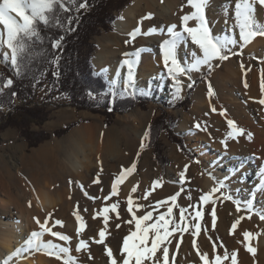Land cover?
Masks as SVG:
<instances>
[{
	"label": "rangeland",
	"instance_id": "obj_1",
	"mask_svg": "<svg viewBox=\"0 0 264 264\" xmlns=\"http://www.w3.org/2000/svg\"><path fill=\"white\" fill-rule=\"evenodd\" d=\"M135 1L136 0H131V2L126 8L133 5ZM221 1L222 2L229 1L230 3L231 2L234 3V0H221ZM124 10L122 11V13L119 14V18L117 20H121L123 18L122 14ZM214 15L215 14L212 12L209 14L210 19L212 20L213 23V27L211 28L213 29L214 34L218 35L217 30L219 29V26H217L216 22L213 20ZM113 27H114V31L107 33L104 32L101 36H97L94 39V42L98 46L94 54V58L100 48L101 42L111 43L116 39L127 41L126 40L127 37L125 35H122L121 33L115 30V23ZM257 38L260 41L261 39H264V37L262 36H257L252 40L251 43H249L250 45L248 44L243 47H241V44L238 43L235 46V48H233V51L242 54L233 55L226 61H220L219 63L214 64L210 76L205 78V80H203V82H201L196 88V90L193 92L191 97V105L188 110L185 107L179 108L178 105L184 99H186L188 95L189 87L185 91L183 89L181 93V98L179 99L174 98L173 88H168L166 92L158 84L151 88L146 86L144 87L143 85L140 84L139 81L140 71H141L140 68H137L135 80L138 88L144 90L147 93H150L148 95H143L144 97L150 99V101L147 104V108L143 109L140 106H138L130 112L118 113L115 115L111 126L105 125V120H106L105 116L101 114L93 113L89 110H78L76 107H74L71 104L70 100L66 96L55 95L53 97V95H51L50 86L46 83L43 87L38 89V95L36 97V100L29 107L30 108L37 107L38 109L45 110L46 112H49V116L47 120L43 122L41 125L38 123L31 122L29 125V130L33 135L32 138L34 139V141H37L39 138H41L42 134L44 135L50 134L52 135V137L48 140L41 142L37 147H30L26 137H24L22 133V129L14 125H11L9 123V119L7 117L11 112L8 108H5L3 110V116L0 119V204L2 202L12 203L13 201L15 205L21 206L30 214L32 212H34L33 214H36L38 211H41L44 215V212L45 213L48 212L46 208L49 206L51 200L48 201L47 200L48 197L45 198L46 200V204H45V200H43V203L42 201L39 202V200L36 198L38 196L33 195L34 192H36V190H34L35 187H33L35 186L34 178H38L40 184L51 183V187L53 188V192H52L53 195H50V198L52 199V202H55V204L58 201L59 202L61 201L60 197H57L58 192H61L65 188L67 189L71 187L77 190H81L80 187L83 184H84L83 186H87V185L93 186L94 191L92 193L98 195L95 203L96 205L94 204L95 206H99L101 208H103V206L110 207L111 204L118 202L119 203L118 212L119 214L120 213L124 214V216L121 217L122 219L119 220L117 219L114 220L113 222L111 221L110 218L113 215L116 216V213L110 212L108 214L110 218L107 225H104L103 219H100L95 224L92 223L91 221H89L90 223H88V221L87 222L84 221L86 225V230L82 239L88 242V247L82 252L85 258V262L87 261L86 264H90L91 262L95 263V261L99 257H103L107 262H109V258L106 254V247L112 248L113 254L118 255V252L117 254H115V249L113 247L114 242L116 248L118 249L121 240L124 239V237L129 234L130 229L132 230L134 226L125 223L126 220L131 218L130 214L126 210L127 209L126 201L128 200L127 196H126L127 200H121L120 197H116V195L112 196L110 199L107 200L105 199V197H108L111 192V186L114 182L115 177L121 173L123 166L125 164L124 163L125 161L122 158L124 157L125 154L122 155V157H120L119 154L114 157L111 153H115V152H111V150H108L107 144L111 143V138H113L112 140H114V142L117 141V145L119 144L118 145L119 149L120 147H122V149L124 148L126 151L123 153L127 154L129 151L127 150L128 149L127 144H129L130 142H134L133 146L135 145L134 149L136 148V151L132 152L135 153L133 160L138 158V162L135 169V175L133 177V179L135 180V184L132 185L131 189H133V187H136L137 190L135 192L131 191V193H132V198L135 200L134 204L144 205L145 209L143 208V210L145 212L152 211V207H150V205H155L157 201L167 200V198L171 197L172 195H175L178 192L180 193L177 199L178 206L187 208L189 205L196 204L202 195L208 193L206 189V182L208 178H210L208 172L209 171L212 172V168H215L214 171L217 170L218 172L219 171L222 172L223 170H225L226 173L227 171H229L228 168L224 169V166L222 169H218L222 167V165L220 166L219 164L220 163L219 159H217L218 157H220L221 154L220 151H213L211 149L207 150L205 149L206 144L202 142L205 141L207 142V144H212L214 146H217L219 150H224V152L226 153L229 152L243 153L244 150L247 148L243 142L242 139L243 136L239 137L235 141L228 140L227 150L223 148L224 146L221 143V141L225 140L223 139V136L229 133L227 122L221 124L217 120L214 119L212 120L208 118L209 114H207L206 111H202L201 114L197 113L196 110L197 96L199 94L201 95L203 93H206L208 100L212 102V104L215 105L217 109L220 108L219 110L221 111L226 110L225 115L228 117V119H232L233 121H235L238 127L243 128L245 130L246 134L251 133L252 136L255 135L257 131L256 129L253 128L254 126L257 128V130L260 129L263 130L262 128L264 126V105L259 104L258 101L264 98V91L261 92L259 91L256 93L252 90H248L244 88V86H239L236 88V93L238 94V96L235 97V95L231 94L230 89L227 86L229 84L228 82L229 79L224 80L221 77L222 72L225 71L226 66H229L231 64L235 66L236 68L235 72L238 73L239 76L246 77L251 73L252 74L263 73L264 43L257 46L256 49L257 52L247 51L248 50L247 47L248 48L249 46L252 47L253 42L258 41ZM130 48L132 50L136 48V45L130 46ZM5 52H9V50L6 47L0 48V69H2L3 65H6L12 68L13 73H16L14 67L10 63V52L8 57H5L3 55V53ZM94 58L92 60L93 63H94ZM233 61L236 62L237 64L234 63ZM241 61L244 64V69L241 68ZM94 66L96 71L105 70L107 80L111 83V86L108 88V92L111 93L115 92L116 95L114 98H118L120 96H127L126 94H122L123 81H124L123 79H117L119 83L113 86L112 84L113 81H111L109 77L108 70L106 68L99 69L95 63ZM207 71L208 68L201 70V73L197 77H193L191 73V82L206 76ZM209 82L211 83L215 93V95L211 98H209L208 96ZM116 87H118L119 90H117ZM157 91H159V94H157ZM163 94L168 95V97L164 96ZM92 97L95 98L96 95L92 94ZM17 104L20 103L17 102ZM164 110L167 111L171 116H173L174 119L177 120V127L175 128V132L181 135L183 138H185L187 146L195 155V160H192L185 152H183L180 149V147L177 144L173 143L170 140L168 134L164 133L161 142L164 146V155L166 158L170 160L169 165H167L165 169L159 164V162L155 158L153 149L148 148L149 139L148 138L145 139L146 135L147 137H149V129L151 124L159 115H161L162 111ZM15 115L17 116V113H15ZM242 118L243 119L248 118L250 120L249 126H247L245 122L242 121L243 120ZM183 119L189 121L190 123L189 125L192 127V129H190L188 134L181 133L178 130L180 122ZM197 123L201 125L200 129H197L195 127ZM72 124L74 125V127L66 135L62 137H56L54 135L56 131L63 130ZM2 126H5V128L1 129ZM83 127H88L95 130V136L91 141L92 144H90L91 149L90 148L88 149L87 142H81L80 140L76 142L75 147L73 149H70L69 140L73 137L77 129ZM136 130L142 133L140 144H138L139 143L138 139H136L134 133V131ZM108 135L110 136L109 137L110 140L108 138ZM245 137L247 138V135H245ZM196 139L197 141H195ZM142 144L143 147H141ZM250 148L252 153H254L255 157H252L254 164L253 165L250 164L249 166L258 172H260L261 170L264 171V154L257 155L258 152L255 149V147L251 146ZM246 150H248V148ZM81 151H85L87 153H81ZM70 153H73L74 156L78 155L77 157H79L80 160L84 161V163L82 164L84 166L82 171H79L78 173L75 172L72 166L65 162L69 157L68 155H70ZM117 153H119V150ZM85 157H87V160H84ZM197 161H199V163ZM230 162L231 160H227L224 163L229 165ZM240 164L243 165L244 164L243 161L235 165H240ZM186 165L188 166V168L187 171L185 172L184 182L183 184H181L180 173L184 171ZM217 165L219 166L217 167ZM241 165L239 168H236L234 173L232 172L230 174V179L233 178L236 179V181H234L236 183H238L237 181L238 176L240 177L242 175L245 176V174H243V171L245 169H242ZM230 170L233 171V168H231ZM76 174L79 176H75ZM84 174L86 177L84 176ZM213 175H215L217 179H219L218 175H216L215 173H213ZM81 176L86 178L84 182L83 180H81ZM235 176L237 178H235ZM249 177L250 178L248 179L252 182L251 176ZM97 179L99 180V182H94ZM133 179H131L130 176L128 175L124 181L130 182ZM157 180L160 181V186L158 189H157L158 186L155 189H153L152 187L153 182ZM228 183L235 196H237L240 200L248 199L242 197L241 194H238L237 193L238 191L234 189V186L229 181ZM258 184H260L258 187L262 188V192L260 193L258 191L256 192L252 191L253 193H255L254 201L259 197L260 198L264 197V180ZM121 188L122 187L119 185L118 194ZM247 190H249L250 192L252 188L251 189L249 188ZM23 192L26 194H23ZM146 193H150L148 195V198L146 199L147 202L144 199V195ZM22 194L24 196H21ZM189 196L191 197V199L188 198ZM209 200L210 201L215 200L216 203L212 204L211 202H209L208 204L203 206V217L202 220L200 221L201 231L199 234L202 235L207 240V242L211 245V247H213V242H215L217 253H219L220 255L223 254L226 248L229 254H231L232 252L230 251L225 240L227 234L230 235L232 233H238L242 235L241 239L244 241L243 233L249 231L250 233L253 234L251 237L252 240L250 238L249 241H247L246 243H248V245L250 244V246L252 247L255 248L257 247L256 248L257 252H259V248H258L260 246L259 240L261 241V238L259 237L261 235L264 236V228L253 226L250 223V220H248L249 215L251 216V218H253V216L256 215L255 212L248 213L246 210L243 209V205H242V210L239 212L242 213L244 217L243 219L240 218V220H242L241 223L239 224L240 227L237 226L236 230L231 233L230 232L231 226L233 223H235L232 221V219L235 210H237L236 205L233 204L230 200H224L219 192L216 199L215 198L210 199L209 197ZM68 201L69 200H67L66 203ZM86 201L87 200L84 199L80 201L81 204L80 213L84 214L85 217L86 215L89 217V215H91L92 213V209H91L92 207L91 206L89 207L88 204H86L87 203ZM30 203L31 206H29ZM170 203L171 202L169 201V204ZM84 205L86 206L84 207ZM167 206L162 210L159 209L158 212L159 211L166 212ZM253 206L255 208L256 205L253 204ZM213 208L215 209L216 212V224L214 229L212 226V216L210 214ZM85 209H87V211H85ZM173 211L175 218L178 219L179 207L174 206ZM145 212H143L142 214H139V212H137V215L142 216L145 214ZM158 212L157 213L154 212V216L159 215L160 212L159 213ZM65 214H62L61 211L60 212L57 211L54 217L56 218V220L52 219L53 221L52 220L49 221L47 226L50 227L49 225L50 223L51 224L50 228H52L55 221H62V222L65 221L63 223V228L60 227L59 225H56L55 226L56 229L54 227L53 229H55V231L58 232H61L66 229L70 231V233H73L74 231V233L76 234L78 232L79 222L76 220L75 210L69 209L68 212ZM0 215H1V209H0ZM221 220L225 221L224 232L220 230V228L218 227V224ZM51 222H53V224ZM117 225H120L119 228H117ZM66 227L69 229H67ZM101 230H104L106 232L105 241L102 244L95 242V240L99 239L98 233ZM64 234L69 236L68 233H64ZM184 234L185 233L181 234L177 232L172 238H170L171 239V244L169 245L170 264L172 260V254L174 252L176 254L178 253L176 249L177 243L179 242V248L181 245H183ZM48 235L51 236L50 234ZM196 241L198 242V236L196 237ZM71 243H73V241H71ZM221 243L224 245L223 248L220 247ZM94 249H97V255L91 256L92 250ZM40 253L44 255L43 257L55 258L53 256L48 255L46 251H37L36 255L41 256ZM157 255H160V253H157ZM89 256H91V259L89 258ZM186 260H182V259L180 260V258H178V254L175 256V264H187L189 259ZM78 263L79 262H77V264ZM253 264H257V263L255 262Z\"/></svg>",
	"mask_w": 264,
	"mask_h": 264
},
{
	"label": "snow or ice",
	"instance_id": "obj_2",
	"mask_svg": "<svg viewBox=\"0 0 264 264\" xmlns=\"http://www.w3.org/2000/svg\"><path fill=\"white\" fill-rule=\"evenodd\" d=\"M77 0H0V48L6 47L10 52V63L14 67L17 75L20 74V68L23 62L31 57L34 52L32 50V45L35 43H42L43 37L40 35L39 26H58L64 27L59 19V12H69L71 11L70 5L76 4ZM209 0H187V4L191 11L181 17V28L182 30H177V25L173 24L167 27L166 35L168 38L163 39L160 44L163 67L165 73L169 78L173 92L174 98H181V93L183 91L184 83L181 77H187L191 79L192 71H199L202 67L207 66L208 70L211 71L214 67V61H226L233 55H239L233 51V48L240 43L241 47L249 44L257 36L264 37V24H261L255 16L256 7L259 5L264 9V0H236L235 3V17L239 28V39H227L222 36L214 34L213 29L210 26L209 20L206 15L207 6ZM89 7L88 0H79L77 11L80 9H86ZM151 18V14H149ZM73 17H67V31H74L71 26ZM190 22H194L190 26ZM140 32V29L135 30L131 33V37L134 39L136 34ZM147 35L160 34L165 35V30L151 29ZM64 37L60 36L52 41L53 50L62 51V41ZM190 41V44L194 46L188 48L186 53L187 56L191 58V62L185 65L182 58L178 55L179 50L185 47ZM129 41H126L128 43ZM9 52L3 53L5 57H8ZM142 53V49L137 50L133 53H125L128 59L123 61V64L127 68V76L123 81L122 94H126L135 98L137 95H148L150 93L141 90L136 85L135 80V68L138 66L139 59ZM39 54V53H35ZM60 56L57 54L52 63H55L57 67L59 66ZM241 68L244 69V64L241 62ZM250 70V69H248ZM57 77L59 73H54ZM119 81H113L112 84L115 86ZM195 81H192L187 86L191 88ZM13 84L12 79H7L2 86H0V93H2L3 88L10 87ZM247 88V83L244 84ZM14 96L15 93H12ZM89 95H92L89 92ZM115 97L116 93H112ZM215 95L211 83L208 84V96L209 98ZM259 104L264 105V98L258 101ZM213 112H216L215 107L212 108ZM225 111H221V115H225ZM227 125L229 128L228 136L230 139L236 140L241 136L247 135L249 140L252 139V134L245 132L243 128L238 127L235 121L232 119H227ZM197 129L201 128V125L197 123L195 125ZM147 135L145 139H147ZM225 150H227L228 142L227 140H222ZM143 147V144L141 145ZM199 163V161H197ZM219 165H217L218 167ZM240 165H235L233 167V173L236 168ZM188 166H185L183 172L180 173L181 184L184 182L185 172ZM136 169L135 163L128 169H122L121 173L117 175L111 186V192L105 199H110L112 196L118 194V186L125 180V178L133 173ZM211 179L215 181V187L212 189V193L219 192L224 200H230L236 205L237 211L243 209L248 213L257 214L261 220H264V211H257L254 206V196L250 192L249 199L240 200L237 196L233 194L232 189L229 186L228 180L230 174H225L222 179H217L211 171L208 172ZM94 182H99L97 179ZM160 186V181L153 182V189ZM137 190L133 187L132 192ZM183 190V189H182ZM150 193L144 195V199L148 198ZM180 193H176L164 201H157L155 205H150L152 211L145 212L144 215L138 216L137 211L143 209L144 205L134 204L131 195L127 200V212L130 214V219L126 220L125 223L134 226V230L129 231V234L124 237L122 246L119 250L118 255L113 254V250L110 247H106V254L109 257L110 264H170L169 257V245L171 244V239L177 232L185 233L189 229H194L192 231L193 237H196L201 231L200 221L203 217V206L211 202L215 204V200H209L211 193L202 195L199 201L194 205H189L187 208L177 205V199ZM90 199H97V197H89ZM191 199V197H188ZM169 201L171 202L169 204ZM167 206L166 212H160L159 215L154 216V212H157L159 208ZM31 206V203L29 204ZM179 207V217L178 219L174 216L173 207ZM119 203H113L110 207L106 206L103 208V220L104 224L107 225L109 222V213H116L117 218H119ZM191 209V211H189ZM87 211V209H85ZM212 216V226L215 228L216 224V212L213 208L211 211ZM95 218V217H94ZM249 219L251 216L249 215ZM36 223L40 226V232H32L30 238L25 241V245L22 249H17L12 255L23 258V252L25 250L31 251H46L50 256L57 259H63V264H77L74 257L70 255V247L61 246L51 241L44 242L42 236L45 233L50 234L52 237L57 238L60 241L66 243L71 242V237L58 231H53L52 228L47 226V218L44 223H41L39 218H35ZM243 219V217L241 218ZM76 220L79 222V228L77 236L84 231L86 225L83 218L77 213ZM191 221H196V223H191ZM241 223L238 219L232 224L230 232H234L237 226ZM56 225L63 226L62 221H55ZM120 225H117L119 228ZM99 239L95 240L96 243H104L106 232L101 230L99 233ZM252 233L244 232V243L246 244V250L253 256L256 255L257 249L248 245L246 242L252 237ZM182 239V236H181ZM88 247V242L86 240H80L76 247V251L80 252ZM193 247L197 250V255L199 256L202 264H224L225 261L229 259V252L225 248L223 255L216 254L213 260H209L207 252L201 253L196 246V240L193 239ZM220 247H224L221 243ZM177 252L179 250V242L176 245ZM213 250H216V243L213 242ZM160 253V255H157ZM63 254V256H62ZM238 252H233L231 254V264H237ZM176 253L172 254L171 264H175ZM91 259V256H89ZM12 256L8 257L4 264H9Z\"/></svg>",
	"mask_w": 264,
	"mask_h": 264
},
{
	"label": "bare ground",
	"instance_id": "obj_3",
	"mask_svg": "<svg viewBox=\"0 0 264 264\" xmlns=\"http://www.w3.org/2000/svg\"><path fill=\"white\" fill-rule=\"evenodd\" d=\"M232 3L233 2L230 3L229 1H225V2L223 1L222 2L221 0H209L206 15H207V18L209 20L210 26L213 27V23H212V20L210 19L209 14L211 12L215 14L213 17V20L216 22V25L219 26V29L217 30L218 36H222V37H225L227 39L235 38L238 40L239 39V28H238V23H237L236 17H235V6H234V3H236V0H234L233 4ZM190 11H191V9L189 8V6L187 4V0H136L133 5L129 6L128 8H126L124 10V12L122 14L123 18L121 20H117L115 22V30L117 32L121 33L122 35H125L127 37L126 40L129 42L126 43L125 40H120V39L119 40L116 39L111 43L101 42L100 48H99V50H98V52L94 58V63L96 64V66L99 69L106 68L108 70V74H109L111 81H114L117 79L125 80L126 76H127V68L123 64V61L125 59H128L129 57H126L124 54L125 53H133L137 50L142 49V53H141V56L139 59L138 66L135 68V75L137 72V68H140V70H141L140 71V78H139L140 84L143 85L144 87L146 86V87H150V88L158 84L163 88L164 91H166L168 88H172V84H171L169 78L167 77V75L165 73V69L163 67L160 44L162 43L163 39L168 38L166 35V29L168 26L175 24V25H177V30H182V28H181V24H182L181 17L185 14H188ZM149 14H151V18H149ZM255 16H256V19L261 24H264V9H262L259 5H257V7H256ZM193 24H194V22H190V26ZM137 29H140V32H138L136 34L135 38L133 39L130 34L133 33ZM151 29L165 30V35H160V34L147 35L146 33H148ZM0 30H2V26H0ZM257 40H255L257 42H253L252 47H250V46H249V48L247 47V49H248L247 51H250V52L256 51L257 52V50H256L257 46L260 44H263L264 39H261V41H260L257 38ZM133 45H136V48L131 50L130 46H133ZM188 48H192L194 50V46H192L190 44V41L185 47H182L178 52V55L182 58L185 65H188L191 62V58L186 55ZM219 62L220 61H214L213 64H216ZM234 63H236V62H234ZM206 68H207V66H204L199 71H192L191 72L192 76L193 77L199 76V74L201 73V70L206 69ZM235 70H236L235 66L231 64L229 66H226L224 72L221 71L222 72V75H221L222 79H224V80L229 79V81H228L229 84L227 86L230 89V92L232 95H235V97H237L238 94L236 93V88L239 86H244L245 83H247V85H248V87L246 88L248 90H252L256 93L259 91L260 92L264 91V71L262 74H257V73L252 74L251 73L248 76L243 77V76H239V74L236 73ZM181 80L184 83L183 89L185 91V90H187V88H188L187 85L191 82V79L189 80L187 77H181ZM164 96L168 97V95H166V94ZM213 107H215V105H213L212 102H210L208 100L206 93H203L201 95L199 94L197 96V107H196L197 113L201 114L202 111H206V113L209 114L208 118H210L212 120L213 119L217 120L221 124L224 122H227L228 117L226 115L220 114V112H221V110H219L220 108L217 109V107H215L217 109V111L213 112L212 111ZM242 121H244L245 124L247 126H249L250 120L248 118H244ZM189 124H190L189 121H187L186 119H183L180 122L178 130L181 133L188 134L190 129H192V127ZM251 126H252V124H251ZM253 128L256 129L257 132L255 135L252 136L251 140L246 138L245 135L242 137L245 146L248 148V150H246L247 149L246 148L244 150V152L242 151L243 153H239V152L226 153V152H224V150H219V148H217V146H214L212 144H207V142H205V141L202 142V143L206 144L205 149H207V150L211 149L213 151H220V153H221L220 157H218L217 159H219V162H220L219 164H220V166L222 165V167L218 168V169H222L223 166H224V169H227V168L229 169V171H227L225 173V170H223L222 172L221 171L218 172L217 170L214 171L215 168H212V173H215L216 175H218L219 179H222L225 176V174H231L233 171H231L230 169L233 168L235 166V164H237V163L239 164L243 161L244 166L241 164L240 165L242 166V169H245L243 171V174H245V176H243V175L241 177L238 176V180H237L238 183H236V182H234V181H236V179H234V178L230 179V175H229L228 181L234 186V189L238 191L237 192L238 194H241L242 197H245L248 199H249V193L250 192L253 194V196H255V193H253L252 191H255V192L258 191L260 193L262 192V188L258 187L260 185L258 183H260L261 181L264 180V178H263L264 177V171L261 170L260 172H258L249 166L250 164L251 165L254 164L252 157H255L254 153H252V151L250 150L251 146L255 147V149L258 152L257 155H263L264 154V126L262 128L263 130H261L260 128H259L260 130H257V128L255 126ZM134 133H135L136 139H138V142H139V143L138 142L137 143L140 144V141L142 138V133L137 131V130L134 131ZM94 136H95V130L92 128L83 127V128L77 129L76 132L74 133L73 137L72 138L70 137L71 138L69 140L70 149H73L75 147L76 142H78L79 140L81 142H87L88 143V149L89 148L91 149L90 144H92L91 141L94 138ZM109 137L110 136L108 135V138ZM111 137H112V135H111ZM112 139L113 138H111V143L107 144V148H108V150H111V152H115V153H111L114 157L117 156L118 154L120 157H122V155L125 154L124 157H122L125 161L123 169L130 168L133 163H135V165H137L138 158L133 160L135 153H132L133 151L134 152L136 151V148L134 149L135 145L133 146L134 142H130L129 144H127L128 145L127 150H129V151L126 154V153H123L126 150L124 148L122 149V147H120V149H122V150H120L118 147L119 144L117 145V141L114 142V140H112ZM223 139H225L227 141L228 140L233 141V139L229 138L228 134L223 136ZM109 140H110V138H109ZM195 141H197V139ZM118 150H119V153H117ZM121 151H122V153H121ZM81 153H87V152L81 151ZM68 156L69 157L67 158V160L65 162L70 164L75 172L78 173L79 171H82V169L84 168V166L82 165L84 163V161L80 160L79 157H77L78 155L74 156L73 153H70V155H68ZM88 159H90V158H88ZM84 160H87V157H85ZM227 160H231L229 165L224 163ZM134 175H135V171L133 173H131L129 176L131 179H133ZM75 176H79V175L76 174ZM84 176H85V174H84ZM249 176H251L252 182L248 179V178H250ZM85 177L81 176V180H83V182L86 179ZM235 178H237V177L235 176ZM34 184H35V186H33V187H35L34 190H36V192H34L33 195L38 196L36 198L39 200V202L42 201V203H43V200H45V198H47V197H48V199H47L48 201L51 200L49 203V206L46 208L48 210V212L45 213L43 211L44 215L41 211H38L36 214H33L34 212H32L30 214L25 209H23L21 206L15 205L13 203V201H12V203L2 202L0 204V209H1V215H0V264H4V261L10 256H12V259L9 261V264H63V259L43 257L44 255H42L41 253H40L41 256H39V255L37 256L36 255L37 251L29 252V251L25 250L23 252V258L12 255L14 252H16L17 249H22L24 247L25 241L30 238V235L32 232L42 231L40 226L36 223L35 218H39L41 223H44L46 218H47V221L49 222L52 219L56 220V218H54V217H55L57 211H59V212L61 211L62 214H65L68 212L69 209H74L76 214L79 212L78 214L83 218V221H85V222L88 221V223H90L89 221H91L92 223L95 224L100 219H103V211L102 210L106 206H103V208H101L99 206H95L97 199L93 200V199L89 198V197H97L98 196V195H95L94 193H92L94 191L93 186H90V185L83 186L84 184L82 183L83 185H81V187H80L81 190H77V189L71 188V187L66 189L64 187L65 189H63L61 192H58V196H57V197H60L61 201L59 202L57 200L58 202L55 204V202H52V199L50 198V195H53V193H52L53 188L51 187V183L40 184L38 178H34ZM134 184H135L134 179L131 180L130 182L123 181L120 184V186L122 188H121L119 194L116 195V197H120L121 200H127L126 196L129 197L131 195V197H132V193H131L132 189L131 188H132V185H134ZM214 187H215V181L212 180L211 178H208V180L206 182V189H207L208 193H211L210 199L211 198L216 199V197L218 196V192L212 193V189ZM158 188H159V186L157 187V189ZM249 188L250 189L252 188V190H250V192H249V190H247ZM89 190H91V191H89ZM23 194H26V193L23 192ZM23 194L21 196H24ZM83 199L87 200L86 204H88L89 207L90 206L92 207L91 208L92 213H91V215H89V217L87 215L85 217L84 214L80 213V210H81L80 201ZM164 199H166V198H164ZM34 200H35V198H34ZM67 200H69V201L66 203ZM133 201L135 202L134 199H133ZM145 201H146V199H145ZM36 202H37V200H36ZM17 203H19V202H17ZM126 203H127V201H126ZM45 204H46V200H45ZM253 204L256 205L255 208L257 209V211H264V197L257 198L253 202ZM85 206L86 205H84V207ZM166 206L167 205H165L164 207H161L159 209L162 210V209L166 208ZM144 209H145V207H144ZM189 211H191V209ZM137 212H139V214H142L145 211L143 209H141ZM65 215H68V214H65ZM73 215H72V217H73ZM62 216H64V215H62ZM123 216H124V214L120 213L119 218H117L114 215L111 216V218L110 217L109 218L111 219V221L114 222V220L122 219L121 217H123ZM242 217H244V215H242V213H240L239 211L235 210L232 221L235 222L236 220H238ZM222 220H223V218H222ZM222 220L219 222L218 227L220 228V230H222L224 232L225 231V221H222ZM248 220H250V223L253 226L264 228V220H261L257 214L255 216H253V218H250ZM48 222H47V225H48ZM191 222L194 224L196 221H191ZM51 223L53 224V222H51ZM49 225L51 227L50 223H49ZM78 227H79V225H78ZM62 228H63V226H62ZM55 229H53V227H52V230L55 231ZM67 229H69V228H67ZM85 230H86V227H85L84 231L80 233L79 236H77V233L75 234L73 230H72L73 233H70V231H68L66 229L61 231V233H63V234L68 233L69 236L71 235V238H72L71 241H73V243H71V242L66 243V242L59 241V240H57V238L49 236L48 233H45L42 236V240L44 242L51 241L52 243H55V244H58L61 246L70 247V249H71L70 255L75 258L76 262H79L80 264H86L87 261L85 262V258L83 256V252H82L83 250H81L80 252L76 251V247L79 244V241L83 238V236L85 234ZM132 230H134V228ZM192 231H194V229L190 228L188 232H185L184 238H183L184 239L183 245L180 246L179 251L177 253L178 258H180V260L181 259L182 260L189 259L188 263L186 262L187 264H189V263L190 264H202V261L200 260L199 256L197 255L196 248L193 247V239L196 240V237L198 236V242L196 241L197 248L199 249V251L201 253L207 252L208 256H209V260L210 261L213 260L214 256L216 254H219V253H217L216 250L215 251L213 250V247H211V245L207 242V240L202 235L198 234L196 237H193V235L191 234ZM250 231H251V229H250ZM241 236L242 235H240L238 233H232L230 235L227 234L226 239H225L226 244L228 245L230 251L232 253L238 252L237 264H253L255 262L257 264H264V236L261 235L259 237V238H261V241L259 240V242H260V246L258 247L259 252L256 251L255 256H253L251 253H249L246 250V244L243 243ZM122 240H121V242H123ZM251 240H252V238H251ZM121 242H120L121 245L119 244L118 249L116 248V245L114 242L113 247L115 249V254H117V252L119 254V250L122 246ZM253 242H255V241H253ZM231 254H229V259L227 261H225L224 264H231ZM96 255H97V249L92 250L91 256H96ZM221 255H223V254H221ZM62 256H63V254H62ZM99 258H100V260H99ZM99 258L95 261V263L91 262L90 264H110L109 263L110 261L107 262L105 260V258H103V257H99ZM146 264H147V262H146Z\"/></svg>",
	"mask_w": 264,
	"mask_h": 264
},
{
	"label": "trees",
	"instance_id": "obj_4",
	"mask_svg": "<svg viewBox=\"0 0 264 264\" xmlns=\"http://www.w3.org/2000/svg\"><path fill=\"white\" fill-rule=\"evenodd\" d=\"M130 2L131 0H88L89 7L77 11L79 3L77 0L76 4L69 6L71 11L59 12V19L61 24L65 25L64 27L39 26L43 42L32 45L34 54L23 62L19 75L13 73L12 68L6 65L0 69V86L9 78L13 80V84L3 88L0 93V119L3 116V110L8 108L11 112L7 117L9 123L22 129L30 147H37L41 142L52 137L50 134H42L41 138L34 141L29 130L31 122L41 125L49 116V112L45 110L29 107L36 100L38 89L46 83L50 86L53 97L64 95L78 110H89L105 116L106 126H111L118 113L130 112L138 106L147 108L150 99L143 95H137L135 98L128 95L114 98L112 93L108 92L111 83L107 80L105 70L96 71L92 61L98 48L94 39L104 32L114 31L115 21ZM69 16L73 17L71 26L74 31H67ZM60 36L64 37L62 51L59 49L54 51L52 41ZM57 54L60 56L58 67L52 63ZM57 72L58 77L54 75ZM210 74L211 71L208 70L206 76L196 79L193 86L188 89L186 99L178 105L179 108L189 109L193 92ZM116 88L119 90L118 87ZM89 92L96 97L93 98ZM12 93L15 95L13 96ZM73 127L72 124L63 130L56 131L54 135L62 137ZM176 127L177 120L164 110L149 129L148 148L153 149L155 158L164 169L170 163L164 155V146L161 142L164 133L168 134L170 140L192 160H195V155L187 146L185 138L175 132ZM4 128L5 126L1 127V129Z\"/></svg>",
	"mask_w": 264,
	"mask_h": 264
}]
</instances>
